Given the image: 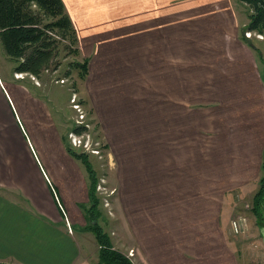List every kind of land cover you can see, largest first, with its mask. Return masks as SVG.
Segmentation results:
<instances>
[{
    "label": "crops",
    "instance_id": "0c3cea01",
    "mask_svg": "<svg viewBox=\"0 0 264 264\" xmlns=\"http://www.w3.org/2000/svg\"><path fill=\"white\" fill-rule=\"evenodd\" d=\"M182 4L194 7L191 1ZM180 12V7L169 10L153 31L146 32L145 26L143 32L141 26L137 34H113L107 24V34H96L84 88L91 100L88 110L98 121H92L93 128H101L110 169L125 188L114 196L124 218V248L118 251L126 256L133 250V264H238L232 251L237 245L245 249L247 230L243 226V235L235 234L230 220V234L225 235L220 220L224 196H177L179 183L174 180H194L189 171L184 177L178 173L198 165L196 174L218 175L220 181L227 176L232 186L256 181L249 174L253 159L257 172L263 168L264 134L244 135L245 126L238 128V122L223 125L224 118L234 120L239 112L247 121L256 65L243 48L242 35L194 34L180 27ZM197 36L206 45L210 38V51L194 43ZM194 48L202 49L208 64L203 81L196 79ZM8 80L16 96L17 86L13 78ZM4 84L0 74V264H83L79 261L86 245L93 248V263L98 264L99 247L86 229L93 211L89 182L83 164L72 157V151L80 152L57 129L45 132L38 129L45 124L30 121L35 111L48 112L45 102L35 101L30 112L28 103L11 100ZM239 89L244 95L235 104ZM180 104L184 112L179 119ZM194 106L202 108L195 112ZM5 120L10 126L6 129ZM20 120L34 127L26 130L30 137ZM203 131L209 132L210 161L179 166L172 159L165 170L177 175L169 178L171 172L164 173L157 161L165 137L178 144L190 142L193 150L205 147Z\"/></svg>",
    "mask_w": 264,
    "mask_h": 264
},
{
    "label": "rangeland",
    "instance_id": "374dc122",
    "mask_svg": "<svg viewBox=\"0 0 264 264\" xmlns=\"http://www.w3.org/2000/svg\"><path fill=\"white\" fill-rule=\"evenodd\" d=\"M62 1L65 5V11L72 22L75 31V34L73 35L76 36V42L72 44L69 36L70 34L64 36L58 30H54L52 34H49L48 36L50 38L46 37L45 39L47 48L43 50L47 56V60L41 63V69L38 74L13 71L16 64L11 62L4 55L0 45V74L5 82V90L9 96L11 95L12 101L13 97L16 99L20 98L23 103H28L30 112L36 107L34 105L36 104L34 103L35 101L40 100L45 102L44 106L48 112L37 110L33 113L36 115L33 116V119L30 121L35 125L45 124L43 127H38V129L45 130V132L48 131L50 133L52 129H57L61 136L64 135L67 137L68 142L69 133H75L72 131L74 126L76 127L74 122L75 112L70 107V100L73 94H76L87 114V120L92 125L93 140L101 146V158L85 154L88 157L91 171L92 173L94 172L97 178L94 193V196L98 200V207L94 210L96 216L99 217L97 224L101 226V233H103L106 236V239L110 241L113 248L112 250L120 251L124 248V241L122 240L124 218L123 213L118 214L117 209L120 211V205L116 200L115 206L114 199L116 196H121L125 188L124 186L122 187L121 182L118 181L117 172L115 175L114 171L110 169L112 167L110 164L112 160L108 159V151L106 149L104 150L102 147L105 144V139L101 135V128L97 127L95 130L93 128L92 121L94 123H98V121L95 118H92V115L88 110V105L91 104V100L88 97V90L84 88V84H86L85 81L90 73L91 63L95 56L97 45L95 41L96 34H107V24L109 32L113 34H117V31L120 34H137L136 28L141 26H143V32L145 26L146 32L149 30L153 31L155 22H163L169 10L180 7V27L187 30H194V34H238L239 38L240 35H242L240 40L243 42V48L245 52L250 53L256 65L254 74H256L257 77L254 88L252 89L253 95L251 96V106L248 110L247 121L243 118L244 114L239 112L237 113V117L235 116L234 118L235 121L229 118H224L223 125L228 126L229 123L234 125L238 122V124H240L238 128H243L245 126L244 135L251 132L254 137L257 135V132L258 134H264V104L259 103V100L264 103V36L246 31V27L249 23L248 9L238 0ZM185 1H191L194 7L190 9L188 5L182 4V2ZM96 3L100 6H97ZM148 3H152L153 5H144ZM32 10H34L45 22L44 14L42 12L34 9V7ZM151 12L155 13L154 18L150 16ZM161 24L158 25L160 31H162ZM180 34H183L181 29ZM247 34L250 36H247ZM257 35L261 36V38ZM199 39V36H197L194 42L197 43L198 46H206L208 49L209 46L213 45L210 42V38L208 39L207 45L203 41H199ZM38 49V47L34 46L28 47L26 55L32 56L35 54V50ZM76 50L78 52H74ZM257 52H259V54ZM192 54H194L196 60V79L197 81H203L208 64L204 61L202 49L199 50L194 48ZM73 64H78V68H74ZM84 64L85 71L84 68L81 67L84 66ZM171 64L174 63L171 62L170 65ZM166 65L167 64H164V66ZM175 73L177 74V71H175ZM16 74H21L22 79H15ZM12 78L14 81L13 83L17 86L15 93L16 96L10 89L11 83L8 79ZM258 88H260V92L257 90ZM25 95L33 99L30 101ZM243 95L241 89L237 90V93L233 96H238L235 104L239 101V98H241L240 96ZM16 99L14 100L15 102ZM140 100H144V97L141 96ZM259 105L261 106L259 107ZM193 108L196 112V110L202 107L198 108V106H194ZM242 108L244 107L241 106V109ZM182 112H184V108L180 104L178 111L179 119L182 118ZM19 113L21 114V117L24 118L22 112L19 111ZM42 113L44 115H42ZM260 116L261 120L259 119ZM19 119H21L20 115ZM19 123L23 127L26 135H28L26 132L27 129L34 128L28 121L20 120ZM53 123L55 125H53ZM221 123H218V126L221 125ZM4 127L5 129L10 127L6 120L4 121ZM96 131H99L100 135ZM208 133L209 132L207 131H203L200 136V141L206 144L205 147L203 145L201 148L199 146L195 147L193 150H190V142L187 143L180 141V144H178L179 141L168 140L169 137H165V146L158 148L159 150L161 149V154L157 161L160 165L162 164V167H164V173L171 172V174L168 175L169 178L171 175L173 177L177 175L175 171L172 172L173 170H165V167L169 165L172 159H174L179 166H184L187 162L192 163L193 161L200 165L201 162L208 163L210 161V153L208 152V149H210L208 147L210 141L209 135H207ZM181 139L184 138L181 137L180 140ZM80 153L83 154L82 152ZM254 155L255 154H253V156ZM36 161H38L37 158ZM255 162L256 161L253 159L249 178H256V181H251L245 187L235 186V184L232 186L227 176L223 177L220 181L218 175H198L195 172V170H201V167L198 165L189 170H181V173H178V176L184 177L183 174H187L189 171L190 174H194V180L187 177L185 179L188 180V182L178 178H175L174 180L179 183V192L177 196H224L225 207H223L221 211L220 220L223 223V232L225 230V235L230 234L228 231L230 230V220L237 222L240 228L239 233L242 232L243 226L247 230V234L245 233L244 238L242 237V241L245 242L243 247H245L246 252L245 249L241 250L238 245L236 246V249L232 251L238 264H251L249 263L251 261L253 264H264V240L261 236L262 233H264V193L263 196L258 197V200H255L256 193L258 190H261V180L264 178V167L259 168L257 172ZM83 175L85 176V179L90 181L85 168L83 170ZM165 180L168 179L165 178ZM111 192H113V194H111ZM170 196H172V194H170ZM214 200L215 197L212 198V201ZM223 213L225 217L223 216ZM90 233L93 235L92 232ZM242 235L243 233L239 234V236ZM245 236H248L247 239H245ZM231 237L232 236H230V238ZM236 238L239 237H235V239ZM235 239L233 241H235ZM92 249L93 248L90 246H83L82 256H84V258L82 260L81 257L82 261L80 260L79 263L94 264L93 261L95 258ZM206 264L209 263L206 262Z\"/></svg>",
    "mask_w": 264,
    "mask_h": 264
},
{
    "label": "trees",
    "instance_id": "16d2710c",
    "mask_svg": "<svg viewBox=\"0 0 264 264\" xmlns=\"http://www.w3.org/2000/svg\"><path fill=\"white\" fill-rule=\"evenodd\" d=\"M238 1L248 9L249 23L246 31L264 36V0ZM33 7L44 14L45 22L32 10ZM54 30H58L64 36L70 34L71 43L76 42V36L73 35L75 31L62 0H0V45L4 55L16 64L13 71L38 74L41 63L47 60V56L43 52L47 48L45 39L46 37L50 38L48 35L52 34ZM30 46L39 49L35 50L34 55L27 56L26 51ZM257 53L259 54V52ZM73 67L78 68V64H73ZM81 67L85 71V64ZM82 130L83 128L74 126L72 131L80 133ZM72 157L83 164L90 180L88 181V196L92 197L91 211H93L92 215L88 217L86 229L93 233L99 247L98 264H133L125 255L112 250L110 241L101 233V226L97 224L99 217L94 212L95 208L98 207V200L94 196L97 178L94 172L91 171L88 157L74 151H72ZM261 183V190L256 193L255 200L263 196L264 178Z\"/></svg>",
    "mask_w": 264,
    "mask_h": 264
},
{
    "label": "built area",
    "instance_id": "2783aa9c",
    "mask_svg": "<svg viewBox=\"0 0 264 264\" xmlns=\"http://www.w3.org/2000/svg\"><path fill=\"white\" fill-rule=\"evenodd\" d=\"M247 36H250L247 34ZM258 36V35H257ZM261 38V36H258ZM15 79H22L21 74H16ZM20 76V77H19ZM70 107L75 112V125L77 128H83V130L80 133H69V143L75 150H79L83 154L93 155L96 158H101V146L99 143L95 142L92 137V125L87 120V114L85 110L83 109V106L79 102V99L77 98L76 94H73L71 100H70ZM113 194V192H111ZM108 205V204H107ZM66 226L69 229V223L65 222ZM232 229L235 234L240 232V228L236 221L231 222ZM127 256L129 258L133 257V252L130 251Z\"/></svg>",
    "mask_w": 264,
    "mask_h": 264
},
{
    "label": "bare ground",
    "instance_id": "6f19581e",
    "mask_svg": "<svg viewBox=\"0 0 264 264\" xmlns=\"http://www.w3.org/2000/svg\"><path fill=\"white\" fill-rule=\"evenodd\" d=\"M130 251L133 252V250H130ZM130 251H128L127 254H128ZM133 256H134V254H133ZM127 258H128V259H132L133 257L129 258V257L127 256Z\"/></svg>",
    "mask_w": 264,
    "mask_h": 264
}]
</instances>
